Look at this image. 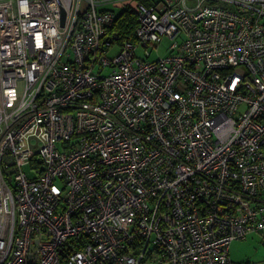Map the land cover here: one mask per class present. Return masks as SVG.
Returning a JSON list of instances; mask_svg holds the SVG:
<instances>
[{
	"label": "built area",
	"instance_id": "2783aa9c",
	"mask_svg": "<svg viewBox=\"0 0 264 264\" xmlns=\"http://www.w3.org/2000/svg\"><path fill=\"white\" fill-rule=\"evenodd\" d=\"M120 1L0 0V264H235L264 231V0L138 1L121 44Z\"/></svg>",
	"mask_w": 264,
	"mask_h": 264
},
{
	"label": "rangeland",
	"instance_id": "374dc122",
	"mask_svg": "<svg viewBox=\"0 0 264 264\" xmlns=\"http://www.w3.org/2000/svg\"><path fill=\"white\" fill-rule=\"evenodd\" d=\"M138 1H141L148 6L155 4L157 0H121L120 6L115 7L114 4L109 3L105 6V9H110L118 13L124 8H131L135 6ZM170 43L171 41L168 38H163L158 51L153 49L149 59L154 60L165 55L167 53V47ZM148 49L152 48L149 47ZM119 50L120 46L115 44L108 52V58L115 57ZM144 51L145 50L142 47L137 48L136 56L138 58H144ZM228 258L235 264H264V231L251 233L245 240H236L231 243Z\"/></svg>",
	"mask_w": 264,
	"mask_h": 264
},
{
	"label": "trees",
	"instance_id": "16d2710c",
	"mask_svg": "<svg viewBox=\"0 0 264 264\" xmlns=\"http://www.w3.org/2000/svg\"><path fill=\"white\" fill-rule=\"evenodd\" d=\"M139 26V18L135 10L124 8L120 12H115L113 25L110 27V36L115 42L136 43L135 31Z\"/></svg>",
	"mask_w": 264,
	"mask_h": 264
},
{
	"label": "crops",
	"instance_id": "0c3cea01",
	"mask_svg": "<svg viewBox=\"0 0 264 264\" xmlns=\"http://www.w3.org/2000/svg\"><path fill=\"white\" fill-rule=\"evenodd\" d=\"M233 243V242H232Z\"/></svg>",
	"mask_w": 264,
	"mask_h": 264
}]
</instances>
